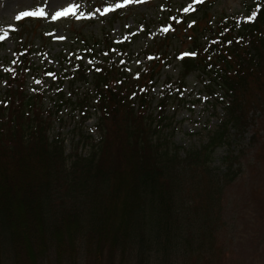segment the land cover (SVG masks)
Returning a JSON list of instances; mask_svg holds the SVG:
<instances>
[{
  "label": "trees",
  "instance_id": "trees-1",
  "mask_svg": "<svg viewBox=\"0 0 264 264\" xmlns=\"http://www.w3.org/2000/svg\"><path fill=\"white\" fill-rule=\"evenodd\" d=\"M194 1V10L185 12L186 16L175 11L165 17L173 31H186L191 40L189 53H195L178 55V81L194 71L207 76L208 94L220 91L217 102L222 115L203 145L181 155L178 149L167 147L159 134L167 126L166 102L175 94L171 88H164L157 116L149 114L151 89L165 57L149 58L144 72L134 80L117 73L113 62L93 63L91 70L80 62L72 80L86 83L91 79L93 96L74 97V109L84 123L90 118V99L96 100L102 112L97 125L102 141L88 157L76 153L66 157L62 141L47 138L50 123L41 120L37 110L41 95L25 93L21 72L29 67L30 44L25 39L15 44L11 64L0 76L6 87L0 117L10 111L7 121H0V249L4 253L6 249L9 254L12 249L26 250L36 236L37 241L47 236L52 243L64 237L66 242L83 241L86 248L103 243L113 252L128 248L135 253L136 264H149L153 254L166 261L174 255L184 258L183 249L191 241L196 244L200 237L205 239L206 233L192 228L194 219L188 221L189 226L183 222L180 197H206L209 215L210 208L217 206L223 182L237 175L233 151L226 153L219 169L211 163L217 147L230 146L233 138L252 126L253 108L262 102L253 98L264 100V0H252L251 19L240 25L223 18L202 31L193 11L204 21L209 0ZM202 36H206L204 41ZM156 46L161 50L164 41ZM103 48L102 53L107 50ZM82 51L89 57L96 54L90 46ZM54 77L61 86L62 77ZM64 102L58 92L56 111ZM114 154L118 161H108ZM198 207L193 206V213ZM212 224L209 218L205 222Z\"/></svg>",
  "mask_w": 264,
  "mask_h": 264
},
{
  "label": "rangeland",
  "instance_id": "rangeland-1",
  "mask_svg": "<svg viewBox=\"0 0 264 264\" xmlns=\"http://www.w3.org/2000/svg\"><path fill=\"white\" fill-rule=\"evenodd\" d=\"M69 2L79 5L78 12L88 13L99 7L103 0H47L46 5L45 0H0V37H3L0 39V76L11 64L15 44L19 40H27L31 50L29 67L21 74L26 95H41L37 110L41 120L50 123L48 140L62 141L63 155L66 157L73 153L88 157L101 144L103 133L97 125L102 112L96 100L90 99V118L84 123L80 121L78 110L74 109V97L93 96L91 79L86 83L72 80V73L78 69L81 61L82 66L89 70L93 63L113 62L117 73L134 80L144 72L149 58L161 55L165 57V63L153 82L149 114L152 118L157 116L158 103L165 96L164 88H171L175 94L166 102L164 115L168 119L165 122L167 126L159 134L166 139L167 147L178 149L180 155L203 145L222 115L221 105L217 102L220 91L216 89L209 95L207 76L196 71L188 74L183 82L178 81L180 70L177 57L191 51V40L186 37V31H173L170 20L165 18L168 13L176 14L175 11L179 12L180 17L186 16L185 12L194 10L195 1L135 0L116 13L106 16L94 13L87 19L70 16L55 21L47 17H33L41 22L28 20L31 17L16 19L18 13L32 10L37 5L44 6L45 11L50 13ZM251 2L209 0L205 20H199L201 16L196 11H193V17L200 22L201 31L223 18L240 25L249 18ZM30 22H36V25L32 26ZM206 36H202V41ZM163 41L164 46L160 50L156 45ZM87 46L92 47L96 54L89 57L84 53L82 49ZM103 47L107 50L102 53ZM55 75L62 77L61 86H58L59 79ZM58 92L63 94L65 102L56 111ZM5 99L6 87L0 78V105H4ZM253 99L262 102L253 108L252 126L245 129L242 136L233 138L230 146L220 145L213 154L211 167L218 169L228 151L237 155V175L233 181L223 182L216 208L212 206L209 215H206V197H180L183 199L180 206L181 212L184 211L183 222L189 226L188 221L194 219L192 228L206 233L205 239L200 237L196 244L191 241L189 248L183 249L186 253L184 258L169 253L168 256L174 257L166 261L162 260L163 256L153 254L149 264H264V100L262 96ZM9 114L10 111H5L0 121H7ZM24 115L27 116V113ZM19 116L18 112L16 117ZM28 118H33V114ZM251 136L253 141H249ZM109 157L108 161H118L115 154ZM194 205L199 206L195 213L192 210ZM76 209L83 211L85 208ZM207 216L212 225H205ZM200 223L203 226L196 229ZM82 243L79 240L66 242L64 237L52 243L47 236L37 241L36 236L33 244L18 253L14 249L11 254L7 249L5 253L0 249V264H136L135 253L128 248L113 252L103 242V246L90 245L88 248Z\"/></svg>",
  "mask_w": 264,
  "mask_h": 264
},
{
  "label": "snow or ice",
  "instance_id": "snow-or-ice-1",
  "mask_svg": "<svg viewBox=\"0 0 264 264\" xmlns=\"http://www.w3.org/2000/svg\"><path fill=\"white\" fill-rule=\"evenodd\" d=\"M135 2V0H103L99 7H96L89 11L88 13L78 12L79 5L76 3L69 2L65 6H61L56 8L55 11L46 12L44 6L37 5L34 9L28 11H22L17 14L16 19H20L22 17H47L53 21L62 18V17H73L75 19H87L91 17L94 13L100 16H106L111 13H116L120 10L125 9L127 6ZM47 4V0H45V5ZM251 19V17H249ZM3 37H0L2 39ZM62 39L63 37H59ZM186 55H195V53H181L180 56ZM178 59L180 57H177Z\"/></svg>",
  "mask_w": 264,
  "mask_h": 264
}]
</instances>
